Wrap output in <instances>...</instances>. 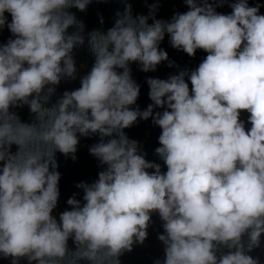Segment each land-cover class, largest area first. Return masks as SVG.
I'll use <instances>...</instances> for the list:
<instances>
[{
    "label": "clouds",
    "instance_id": "9594fccd",
    "mask_svg": "<svg viewBox=\"0 0 264 264\" xmlns=\"http://www.w3.org/2000/svg\"><path fill=\"white\" fill-rule=\"evenodd\" d=\"M122 2L113 27L87 34L94 63L80 87L52 103L61 81L76 79L73 52L86 39L69 10L92 0H0V30L14 37L0 44V256L121 264L157 213L164 259L154 264H261L249 253L264 235V15L248 0H233L227 15L216 8L228 0H184L188 11L165 21L155 17L159 0L135 17ZM166 34L174 49L206 58L191 72L148 78L152 103L133 108L140 86L129 65L149 72L168 61ZM24 106L30 122L13 111ZM149 118L162 130L155 154L166 172L124 131ZM93 135L89 153L106 167L76 185L82 201L74 194L57 218V153L75 161L80 137Z\"/></svg>",
    "mask_w": 264,
    "mask_h": 264
}]
</instances>
